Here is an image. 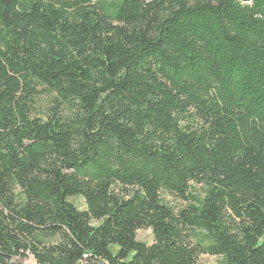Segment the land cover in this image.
<instances>
[{
	"label": "trees",
	"instance_id": "1",
	"mask_svg": "<svg viewBox=\"0 0 264 264\" xmlns=\"http://www.w3.org/2000/svg\"><path fill=\"white\" fill-rule=\"evenodd\" d=\"M30 255L264 264V0H0V264Z\"/></svg>",
	"mask_w": 264,
	"mask_h": 264
},
{
	"label": "rangeland",
	"instance_id": "2",
	"mask_svg": "<svg viewBox=\"0 0 264 264\" xmlns=\"http://www.w3.org/2000/svg\"><path fill=\"white\" fill-rule=\"evenodd\" d=\"M199 189V187L197 186ZM76 204L84 208L85 203L83 198L77 197L75 198ZM137 238L141 241H144L146 243H152L153 242V233L150 228L140 229L137 231ZM21 264H38L36 259L33 256H27L24 259L20 261ZM198 264H219V259L215 256H208V255H202L198 259Z\"/></svg>",
	"mask_w": 264,
	"mask_h": 264
}]
</instances>
